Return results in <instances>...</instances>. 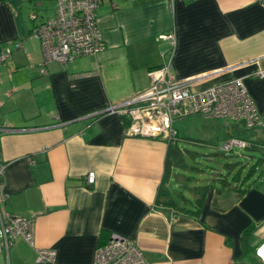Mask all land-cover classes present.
<instances>
[{
    "label": "crops",
    "instance_id": "0c3cea01",
    "mask_svg": "<svg viewBox=\"0 0 264 264\" xmlns=\"http://www.w3.org/2000/svg\"><path fill=\"white\" fill-rule=\"evenodd\" d=\"M55 7L0 0V53L12 49L0 65V126L19 129L0 135V225L5 212L34 218L33 241L18 236L0 264H34L44 248L62 264H93L105 233L134 239L147 264H264L256 251L264 243V162L247 181L207 184L196 216L180 208H196L198 187L190 188L194 200L173 198L176 166L163 184L177 206L157 204L166 142L129 137L117 112L91 116L147 89L150 69L167 63L181 79L207 75L199 87L244 77L264 119V79L248 76L264 66V0H104L98 25L106 48L67 66L49 62L42 73L32 30ZM171 31L174 47L162 38ZM90 171L94 185L86 183ZM250 224L257 228L246 250Z\"/></svg>",
    "mask_w": 264,
    "mask_h": 264
},
{
    "label": "built area",
    "instance_id": "2783aa9c",
    "mask_svg": "<svg viewBox=\"0 0 264 264\" xmlns=\"http://www.w3.org/2000/svg\"><path fill=\"white\" fill-rule=\"evenodd\" d=\"M104 0H55V13L36 25L32 36L38 39L43 50L41 72L47 73L46 65L57 61L68 65L82 56H96L106 48L104 35L98 25V9ZM140 2L145 0H129ZM172 2L174 0H171ZM36 17V15H34ZM171 47L176 44V34L162 36ZM21 47L20 42L14 44ZM12 49L0 53V65L11 58ZM150 85L142 92L132 95L109 107L125 118L129 137L157 139L169 144L178 143L177 123L193 116L217 118L226 130L234 127L253 130L254 136L244 139L237 136L222 141L221 150L229 155L237 149L251 150L256 146L258 132L264 137V119L256 102L248 91L244 77H235L222 83L199 87L206 76L179 78L170 70L169 64L150 69ZM249 77L264 79V66L251 72ZM98 113V112H96ZM94 113V114H96ZM19 131L0 126V135ZM264 159V155H263ZM31 160V159H30ZM5 164L0 162V201L6 200L2 190ZM96 173L86 176L87 185H94ZM18 236L27 242L34 239V218L5 212L0 225V252L9 253ZM264 243L257 248L261 253ZM142 248L132 238L113 233L98 246L93 264H147ZM34 264H62L53 248L39 249Z\"/></svg>",
    "mask_w": 264,
    "mask_h": 264
},
{
    "label": "rangeland",
    "instance_id": "374dc122",
    "mask_svg": "<svg viewBox=\"0 0 264 264\" xmlns=\"http://www.w3.org/2000/svg\"><path fill=\"white\" fill-rule=\"evenodd\" d=\"M177 127L181 132L178 147L183 165L174 167L171 188L179 204L183 203L181 193L186 199L194 200L192 190L196 187L213 184L221 189V178L233 181L238 173L244 180L256 163L258 154L251 150L237 149L230 155L221 150L226 129L217 118L193 116L177 123Z\"/></svg>",
    "mask_w": 264,
    "mask_h": 264
},
{
    "label": "trees",
    "instance_id": "16d2710c",
    "mask_svg": "<svg viewBox=\"0 0 264 264\" xmlns=\"http://www.w3.org/2000/svg\"><path fill=\"white\" fill-rule=\"evenodd\" d=\"M254 133L255 132L253 130L235 127L233 136H237V137L244 138V139H250L251 137L254 136ZM256 143L257 144L254 147V150L261 151L262 149H264V137H263L262 141H258V142L256 141ZM181 154H182V152L179 149L177 143L169 144L168 155L166 158V167H165L164 178H163L162 185L160 186V191L158 193V199H157V204H159V205H166L169 207H173V206L176 207L177 206L176 202L170 198V192L168 189L164 188L163 183H165V181L168 179L170 171L174 166H182L183 165ZM263 162H264V159L262 156V158H259L257 160V162L252 166L249 173L244 178V181H247L249 178H251L255 174L257 168H259L263 164ZM228 166L233 167V165H228ZM224 179H226V178H224ZM224 179L221 178L220 180L225 185L226 180H224ZM239 179H240V174L238 173L231 180L238 181ZM223 184H222V187L224 186ZM206 190H207V186L198 187V189H197L198 197L196 199V208L195 209H193V210L192 209H186L185 207H182L180 209L186 210L187 212H191L192 214L197 216L199 214V212L201 211V207L203 206ZM256 228H257V226L255 224H250L247 227H245L242 231V242H243L244 248L246 250L249 247V243H248L249 239L252 236V234L254 233V231L256 230ZM108 237H110L108 234H106V233L103 234L102 238H101V243L106 242Z\"/></svg>",
    "mask_w": 264,
    "mask_h": 264
},
{
    "label": "water",
    "instance_id": "95a60500",
    "mask_svg": "<svg viewBox=\"0 0 264 264\" xmlns=\"http://www.w3.org/2000/svg\"><path fill=\"white\" fill-rule=\"evenodd\" d=\"M107 111H110V109H109V108L104 109V110H102V111H99V112L96 113V114L91 115V116L100 115V114H103V113H105V112H107Z\"/></svg>",
    "mask_w": 264,
    "mask_h": 264
},
{
    "label": "bare ground",
    "instance_id": "6f19581e",
    "mask_svg": "<svg viewBox=\"0 0 264 264\" xmlns=\"http://www.w3.org/2000/svg\"><path fill=\"white\" fill-rule=\"evenodd\" d=\"M261 253L264 255V247L262 248Z\"/></svg>",
    "mask_w": 264,
    "mask_h": 264
}]
</instances>
